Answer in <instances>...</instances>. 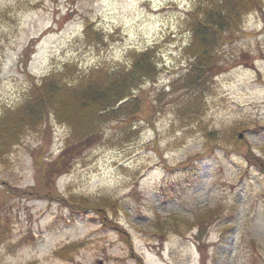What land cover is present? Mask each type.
I'll return each mask as SVG.
<instances>
[{
  "label": "rangeland",
  "instance_id": "1",
  "mask_svg": "<svg viewBox=\"0 0 264 264\" xmlns=\"http://www.w3.org/2000/svg\"><path fill=\"white\" fill-rule=\"evenodd\" d=\"M142 51L156 65L139 99L110 107L53 185L83 211L10 190L38 186L35 149L56 156L68 127L0 153V264H264V0H0V114L32 77L111 79Z\"/></svg>",
  "mask_w": 264,
  "mask_h": 264
},
{
  "label": "trees",
  "instance_id": "2",
  "mask_svg": "<svg viewBox=\"0 0 264 264\" xmlns=\"http://www.w3.org/2000/svg\"><path fill=\"white\" fill-rule=\"evenodd\" d=\"M215 8L216 6H211L210 10L213 11L209 10L208 12L215 13L217 11ZM202 24L204 23L202 22ZM86 30L92 32L89 25H87ZM233 37L230 34L228 40L233 39ZM214 59L213 57L209 59L206 56L204 58L208 61H214ZM131 64L129 70L113 72L116 76L111 79H109L110 73L103 70L78 76V79L71 78L73 82L70 83L62 81L59 76L53 73L43 76L37 81L33 77L31 78V85L26 89L25 96L20 103L16 107H6L1 111L0 153L8 154L13 145L21 141L28 133L47 131L50 128V119H55L63 126L68 127L70 131L63 139L61 149L56 156L44 158L48 152L47 139L35 149L33 156L37 162L38 186L35 184L25 189L11 187L12 193H18L20 196L31 193L36 198H57L68 205L73 212H76L74 209L82 210L88 205L84 198L78 204L67 201L56 192L57 189L53 185L56 184L59 175L71 169L73 159L81 155L85 148L101 139L97 127L101 121L108 119L109 115L113 113V108L110 107L119 105L121 102L123 103L119 105L121 108L127 106L132 108L139 99L143 90L139 94L131 93L136 88L137 75L139 73L146 76L153 74L156 64L148 51H142L135 56ZM208 67L209 70L213 67L211 70L216 73L220 69L223 70L222 65L217 63H212V66L208 65ZM196 73L199 74V70ZM6 183L5 181L1 183L4 188ZM114 204L115 202L110 204L104 200V202L97 203L89 209L97 210L104 220V217H107V211L104 210L106 206L110 205L116 213L117 209H115ZM211 214L212 212L197 216L195 222L200 226L198 228L199 238H201L204 230L201 225L206 224L205 221L212 216ZM184 223L187 225L190 224V221L186 219ZM10 230L9 217L0 212L1 243L7 238ZM140 259H138L139 264H143Z\"/></svg>",
  "mask_w": 264,
  "mask_h": 264
}]
</instances>
